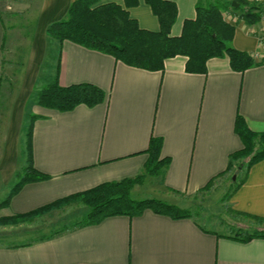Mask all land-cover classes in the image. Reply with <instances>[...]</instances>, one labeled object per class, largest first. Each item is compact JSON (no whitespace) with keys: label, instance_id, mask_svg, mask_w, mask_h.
<instances>
[{"label":"crops","instance_id":"0c3cea01","mask_svg":"<svg viewBox=\"0 0 264 264\" xmlns=\"http://www.w3.org/2000/svg\"><path fill=\"white\" fill-rule=\"evenodd\" d=\"M72 1L0 0V183L9 194L16 172L27 164L32 115L31 160L48 175L23 184L0 215L27 212L96 184L141 174L152 136L160 137V156L168 162L160 174L146 178L155 190L151 197L177 205L184 198L186 206L204 187L227 181L233 173L231 156L243 147L237 117L250 130L264 132V43L258 38L264 30V0L252 2L260 11L257 22H230L235 26L230 45L257 51L255 64L236 71L224 55L210 58L203 73L187 72L183 55L167 58L162 70H146L48 37L46 27L62 19ZM106 1L124 5L123 0ZM174 1L178 13L171 34L178 35L202 0ZM128 12L140 27L159 28L143 0ZM31 21V34H26ZM55 76L61 85L92 83L104 97L65 111L38 105L34 92L40 81ZM235 174L241 178L244 171ZM228 204L230 211L252 219L250 225L264 228L251 217L264 219V158L248 168ZM71 226L0 243V264H264V237L242 241L193 218L175 219L150 209Z\"/></svg>","mask_w":264,"mask_h":264},{"label":"trees","instance_id":"16d2710c","mask_svg":"<svg viewBox=\"0 0 264 264\" xmlns=\"http://www.w3.org/2000/svg\"><path fill=\"white\" fill-rule=\"evenodd\" d=\"M143 1L150 6L158 19L159 28L156 30L140 27L137 20L130 16L128 9L138 5L140 0H123L124 5L106 0H73L65 16L50 23L45 32L52 39L60 42L69 40L109 54L129 66L146 70H162L164 61L176 55L185 56V70L194 73L206 72V64L210 58L224 55L228 57L230 67L236 71H243L255 64L251 52L241 51L230 45L235 26L225 18V14L230 13L236 19L242 18L247 23H255L260 19V11L252 3L256 0H208L207 4H197L195 17L183 21L178 35L171 34L178 13L174 0ZM233 1L237 6L232 4ZM103 97L102 90L92 83L61 85L55 76L37 91L36 103L65 111L78 104L95 105ZM34 117V115L30 117L26 132L27 164L16 172L17 182L5 199L0 201V208L7 206L11 196L26 182L44 180L48 177L38 170L31 160V131ZM236 132L243 141V147L232 154L228 170L232 168L233 160L240 159L236 164L235 173L243 170L244 176L240 178L237 175L238 179L233 181L234 184H230L228 196L244 181L248 168L264 158V132L250 130L240 116L236 120ZM160 146V137L152 136L147 149L148 159L144 165V172L135 177L102 182L88 189L59 197L30 211L0 216V224L27 222L73 202H81L88 208L85 216L73 224L74 227L94 223L108 216L133 217L146 209L175 219H195L194 212L189 208L157 197L139 198L132 194L133 186L140 179L147 174H160L162 167L167 164L168 157L160 156ZM228 209L230 210L229 207ZM251 217L264 222L262 217ZM70 227L72 226L66 228ZM229 236L242 241L264 237V228L255 227L250 231Z\"/></svg>","mask_w":264,"mask_h":264},{"label":"rangeland","instance_id":"374dc122","mask_svg":"<svg viewBox=\"0 0 264 264\" xmlns=\"http://www.w3.org/2000/svg\"><path fill=\"white\" fill-rule=\"evenodd\" d=\"M200 4H207V2L206 0H202ZM33 26V22L31 21L24 27L26 34H31ZM27 36L30 38V35ZM9 82L10 81L8 80L7 85ZM3 83L6 84L5 80ZM11 84L16 86V80H13V83ZM42 84L43 81H40V86L38 87L39 89ZM38 90L34 92V95H36ZM34 95L32 94L30 100L28 101L30 104L34 99ZM235 167L236 163L234 162L233 168L231 169L233 170V173L229 172L226 177L228 178L227 181L218 180L216 183L206 186V188H204L199 194L200 197L196 198L194 201L192 200L191 204L185 206V204L189 201L184 200V198L183 201H179L182 207L189 208L192 212H194V218L200 223V225L225 235H233L238 232L244 233L245 231H250L255 228L256 226L254 225H258L255 222L254 224H251V226L250 222L252 219L238 215L228 209V190L229 185L231 183L234 184L233 181H235V178H233L235 175ZM149 176L151 175H145L133 186L132 194L134 196L139 198L151 197L150 195L153 194L155 190H152L153 187L149 184L150 182L146 181V178ZM236 179L238 178L236 177ZM7 194L8 190L0 183V201L5 199ZM87 211L88 208L83 203L73 202L27 222L17 224H0V243L9 241L12 238L13 241L19 240L20 237H24L23 239L27 240L29 238L27 236L47 235L53 230H58L62 227L70 226L76 223L85 216Z\"/></svg>","mask_w":264,"mask_h":264},{"label":"built area","instance_id":"2783aa9c","mask_svg":"<svg viewBox=\"0 0 264 264\" xmlns=\"http://www.w3.org/2000/svg\"><path fill=\"white\" fill-rule=\"evenodd\" d=\"M235 16L231 15L230 13H226L225 14V18L230 21V22H233L235 21L236 17L234 18ZM258 38L260 40L261 43H264V30L260 31L259 34H258ZM252 56L254 58H259V53L257 51H254L252 52Z\"/></svg>","mask_w":264,"mask_h":264},{"label":"water","instance_id":"95a60500","mask_svg":"<svg viewBox=\"0 0 264 264\" xmlns=\"http://www.w3.org/2000/svg\"><path fill=\"white\" fill-rule=\"evenodd\" d=\"M232 4H233L234 6H237V3H236L235 1H233ZM233 178H235V176H233Z\"/></svg>","mask_w":264,"mask_h":264}]
</instances>
